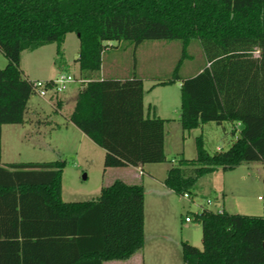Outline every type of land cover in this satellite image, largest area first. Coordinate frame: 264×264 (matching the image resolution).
<instances>
[{"label": "trees", "instance_id": "obj_1", "mask_svg": "<svg viewBox=\"0 0 264 264\" xmlns=\"http://www.w3.org/2000/svg\"><path fill=\"white\" fill-rule=\"evenodd\" d=\"M70 33L79 37L75 63L87 81L69 120L106 151L105 169L167 161L168 120L146 114L143 79L97 77L112 42L149 40L183 43L173 78L154 86L182 79L184 131L228 122L236 135V124L244 126L229 149L213 154L198 137L197 157L180 159L165 184L192 195L208 174L264 162V0H0V51L8 60L0 68V264H103L129 259L145 244L142 184L117 179L95 200L67 202L64 162L2 164L3 126L24 123L37 94L23 52L56 44L55 63L74 75L64 59ZM193 40L207 63L182 78ZM187 217L202 225L203 249L184 241L185 264H264L263 216L204 208Z\"/></svg>", "mask_w": 264, "mask_h": 264}, {"label": "rangeland", "instance_id": "obj_2", "mask_svg": "<svg viewBox=\"0 0 264 264\" xmlns=\"http://www.w3.org/2000/svg\"><path fill=\"white\" fill-rule=\"evenodd\" d=\"M112 45L113 47H110L104 54V63L107 67L109 66V71L124 67V70L118 69L117 74L123 76L127 72L132 77L135 75L146 76V102L151 101L158 104L160 111L167 108L173 112L170 115L172 120L168 128L170 133L167 137V161L149 163L147 164L148 169L157 170L156 172H159L160 176H166L167 169L176 166L180 159H195L198 137L202 138L203 146L210 154L218 150L229 149L239 137V131L234 135L232 124L228 122H224L222 125L209 122L190 131L183 130L180 122V84L182 79H177L166 85H159L149 92L157 80L173 78L176 66L183 57L182 41L149 40L139 47L119 42H112ZM79 50L78 35L70 33L64 45V59L75 64ZM56 51L57 45L50 44L38 51L23 52L22 68L25 74L28 72L30 79L35 80L41 78L38 76L49 75L51 72L54 74L66 72L58 68L55 63ZM206 63L207 60L200 42L193 40L187 48V56L183 59L179 75L185 78L196 74L205 67ZM7 64V58L0 51V68H5ZM73 72L78 76L79 67L75 66ZM82 86L78 82L70 84L60 95H69V92ZM52 95L51 92L47 99ZM55 100L57 102L58 97ZM29 105L31 109L35 110L31 116L33 126L23 128V126L12 125L5 128L4 160L64 162L62 198L67 202L97 199L104 187V150L98 148L99 150L96 152L97 150L87 149L80 143L81 133L74 126L68 124L65 119L67 114L72 112L75 101L69 100L64 109L57 111L38 94H34ZM152 184V182L148 183L147 187L149 188ZM153 186L156 189L159 188L158 184L154 183ZM170 199L167 202L165 195L158 193L148 195V218L150 215L152 216L150 222L154 220L158 224V221H162V224L167 227L166 229L175 233L173 235L179 239L183 238V231L189 228L194 241L193 245L203 249L202 225L194 221L186 223L185 217L192 212H199L201 206L214 211L225 209L229 213L264 217V162H244L234 169L218 170L202 177L190 198L178 193H171ZM208 200H212V203L210 204ZM151 207L154 214L151 212ZM165 244L167 245V243ZM175 244V242H169V253L165 252L159 255L151 253L148 264H185L181 252L178 256V253L170 251L177 246ZM177 247L180 249V244Z\"/></svg>", "mask_w": 264, "mask_h": 264}, {"label": "crops", "instance_id": "obj_3", "mask_svg": "<svg viewBox=\"0 0 264 264\" xmlns=\"http://www.w3.org/2000/svg\"><path fill=\"white\" fill-rule=\"evenodd\" d=\"M68 35H67V38H68ZM67 38H66V40H67ZM41 48H43V47H41ZM41 48H39V49H41ZM39 49H37L35 51H38ZM67 62H68V66H69L68 69L73 70L75 66H78L77 63L72 64L69 61H67ZM114 65H116V64H114ZM112 66H111V68H113ZM118 69L124 70V67H122V68L118 67ZM117 70H114V69L111 70L110 69V71H109V66L107 67L103 61L102 71L100 72V74L97 77L99 79L110 78V77L118 78V79H126V78L132 77V75H128L129 73H127V72H125L124 75L121 76L120 74H117ZM27 73L28 72H26V74ZM59 74H57V73L54 74L53 72H51V73H49V75L38 76L41 78L35 79V80H53L56 77H58ZM73 74H74V72H73ZM27 75L30 78V76H29L30 74L28 73ZM75 77H76V81L74 83L78 82L79 84L83 85L84 82L87 81V79L81 77L80 73L78 76L75 75ZM139 77L141 79H143V81H144V87H145L144 105H145L146 114L150 115V116L156 115V116H159L161 118L168 120L165 124V131H166L165 151H166L167 137L170 133L168 131V128H169V126L171 124V120H172L170 115L173 112H171V110H169L167 108L164 109V111L163 110L160 111L158 104L153 103L151 101L148 103L146 102V97H147L146 96V86H145L146 76H139ZM158 81L159 80H157V82L155 84H157ZM83 86L78 87L75 91L69 92V95L68 94H66V95L53 94L48 99H47V97H45V98H43L41 96L40 97L42 99H44L46 102H48L49 104H51L55 110L61 111L62 109H64L65 104L68 103L69 100L75 101V105H76L78 94H79L80 90L83 88ZM180 86H181V84H180ZM155 87H157V86L151 87L149 92H152L153 89H155ZM55 96L58 97L57 102L55 100L56 99ZM55 102H56V104H55ZM75 105L73 106V109H74ZM73 109H72V111H73ZM34 111L35 110L30 108V105L28 103V109H27V113H26V121L24 123H22V124H6L3 126V129H2V164L7 165L9 163L18 162V161H5L4 160V157H3V155H4L3 140H4L5 128L7 126L11 127L12 125L23 126V128L25 126H33V124H32L33 119L31 118V116H32V112H34ZM71 113L72 112H70L69 115L67 114L65 119L68 121V124L74 126L81 133V135L79 136L80 143L82 145H84L87 149L94 150V151L97 150L96 152H98V150H99L98 148H101V147L99 145H97L89 136H87L84 132H82L78 127H76V125H74L69 120ZM235 127L238 131H240L244 128V126L241 123H237ZM23 132H24V129L22 130V133ZM101 149L104 150L103 148H101ZM219 149H221V148H219ZM104 155H106L105 150H104ZM171 168L172 167L167 169V172H166L167 174H165L166 176H160L159 172L158 173L156 172L157 170L148 169L147 164L140 165V166L107 168L104 170V182H103L104 186H108V185L112 184L117 179H121V180H123L129 184H142L145 188V191H146V197H145V244H144V247L142 249H140L139 251H137L136 253H134L132 255V257L129 259H126V260H108V261L103 262V264H148L149 257H150L151 253H156L157 255H159L161 253H165V252L169 253L168 252V250H169L168 245H169L170 241L175 242L176 243L175 246L176 245L179 246V244H180V247H181L180 249L176 246V247H174L173 250H170V251L176 252V254L178 253L177 254L178 256H179L180 252L183 254V248H182L183 240L188 241L189 243H192V244L194 243V241L192 239V234L189 232V228H188V230L183 231V238L179 239L176 237V235H173L175 233L166 229L167 227L164 224H162V221H158L157 222L158 224H156V222H154V220H152L150 222L151 217H152L151 215H150V218H148V216H149V214L147 212V209H148L147 208V197H148V195H153L156 193H158L159 195H165V198L168 202L171 200L170 199L171 193H176L174 190H172L171 188H169L165 184V179H166L168 172ZM151 182L153 184L154 183L158 184L159 188L156 189L153 186V184L148 188L147 185H148V183H151ZM203 208H205V207L201 206V210H203ZM220 210H225V209H220ZM151 212H152V214H154V210L152 209V207H151ZM186 223H191V222L186 221ZM177 239H179V240H177ZM165 243H167V245Z\"/></svg>", "mask_w": 264, "mask_h": 264}, {"label": "built area", "instance_id": "obj_4", "mask_svg": "<svg viewBox=\"0 0 264 264\" xmlns=\"http://www.w3.org/2000/svg\"><path fill=\"white\" fill-rule=\"evenodd\" d=\"M75 81H76V77L74 75L68 73H60L59 76L53 80H36L34 85L36 88V93L39 96L45 98L51 92L53 94L62 93L68 88L70 84L74 83ZM50 84H53V86L49 87ZM184 196L190 198L189 194H185ZM208 202L211 204L212 200H208ZM186 221L191 222V219L187 217Z\"/></svg>", "mask_w": 264, "mask_h": 264}]
</instances>
